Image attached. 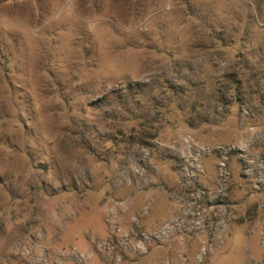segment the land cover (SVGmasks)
Returning <instances> with one entry per match:
<instances>
[{
	"label": "rangeland",
	"instance_id": "1",
	"mask_svg": "<svg viewBox=\"0 0 264 264\" xmlns=\"http://www.w3.org/2000/svg\"><path fill=\"white\" fill-rule=\"evenodd\" d=\"M0 264H264V0H0Z\"/></svg>",
	"mask_w": 264,
	"mask_h": 264
}]
</instances>
